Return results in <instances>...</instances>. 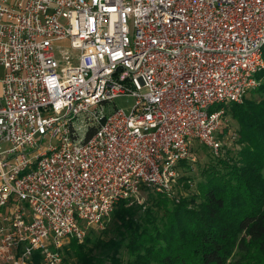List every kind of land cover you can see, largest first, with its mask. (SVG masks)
I'll return each instance as SVG.
<instances>
[{
    "label": "built area",
    "instance_id": "built-area-1",
    "mask_svg": "<svg viewBox=\"0 0 264 264\" xmlns=\"http://www.w3.org/2000/svg\"><path fill=\"white\" fill-rule=\"evenodd\" d=\"M0 68V264H65L119 202L176 198L192 141L220 153L209 107L259 84L264 0H0Z\"/></svg>",
    "mask_w": 264,
    "mask_h": 264
},
{
    "label": "trees",
    "instance_id": "trees-1",
    "mask_svg": "<svg viewBox=\"0 0 264 264\" xmlns=\"http://www.w3.org/2000/svg\"><path fill=\"white\" fill-rule=\"evenodd\" d=\"M255 77L259 98L244 95L241 103L231 104L245 144L241 165L212 156L217 161L197 184L196 210L184 207L187 200L167 207L165 198H157L155 212L146 208L135 218V207L119 202L112 212L128 235L125 263L115 241L104 244V256L93 257L96 244L87 233L64 247L77 264H264V71Z\"/></svg>",
    "mask_w": 264,
    "mask_h": 264
},
{
    "label": "rangeland",
    "instance_id": "rangeland-1",
    "mask_svg": "<svg viewBox=\"0 0 264 264\" xmlns=\"http://www.w3.org/2000/svg\"><path fill=\"white\" fill-rule=\"evenodd\" d=\"M54 46L61 47V48H69V40L61 39L55 41ZM2 69L0 68V73ZM258 79V78H257ZM260 84V79H258ZM259 84L257 86H259ZM255 88V87H254ZM249 89L247 90L245 97L246 98H256L258 99L260 96L259 91L256 89ZM115 106L119 109H122L124 112L128 113L134 103L133 97H118L114 100ZM235 104V103H233ZM239 104V103H236ZM231 104H222V103H215L209 107V111H216L219 109H223L222 119H221V133L219 138L222 142V149L218 154V160H224L230 164H235L237 166L240 164L241 158V151L244 148V142L240 141V134H239V126L237 122L232 118L231 115ZM52 144H56L57 140L54 138L51 140ZM190 150L194 156V164L192 167L185 165V162L181 163V174L182 178L179 181V184L176 189V198H170L163 194L156 193L150 189L143 190V197L144 201L140 205H134L135 214L134 217L136 218L138 215L142 214L143 211L148 208L152 210V212L156 209L155 202L157 198H159L160 202H162L165 198L168 202L167 207L174 206L173 204H179L183 202V200H187L186 205L184 207L189 210H196L198 204V191H197V184L203 180L202 171L206 170L211 163L217 161L214 156L207 147H205L202 143L197 140L192 141ZM189 179L191 182V186H189L186 182L183 183L184 180ZM161 197H159V196ZM139 206V207H138ZM163 207V206H162ZM165 208V207H163ZM155 212V211H154ZM163 213V210L160 211V214ZM87 237L90 243L96 244L92 251L93 257H102L104 256V252L102 251L107 243L110 241L116 243L118 242L119 245L117 246L118 255L121 257L122 261L125 263L128 256L126 254L125 244L128 240V235L125 229L116 221L114 213L112 212L109 218L104 222L103 227L97 226H89L87 228ZM96 240H98L96 242ZM105 244V245H104ZM116 245V244H115ZM120 246V247H119ZM90 248V247H87ZM69 248L66 247L64 250V257L67 264H77L76 258L72 256L71 251L68 250ZM101 251L103 253H101ZM122 263V264H124Z\"/></svg>",
    "mask_w": 264,
    "mask_h": 264
}]
</instances>
